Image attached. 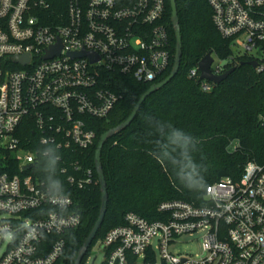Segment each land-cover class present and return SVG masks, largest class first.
Returning a JSON list of instances; mask_svg holds the SVG:
<instances>
[{
  "label": "built area",
  "instance_id": "built-area-1",
  "mask_svg": "<svg viewBox=\"0 0 264 264\" xmlns=\"http://www.w3.org/2000/svg\"><path fill=\"white\" fill-rule=\"evenodd\" d=\"M207 3L219 35L262 71L264 0ZM164 12V0H0V264H56L81 216L36 167L51 157L70 187L94 182L74 156L95 140L88 120L107 116L119 100L100 86L102 74L153 84L170 63ZM225 63L212 62L211 72L221 75ZM188 74L202 91L215 85L199 79L197 65ZM240 175L207 184L201 204L159 203L157 220L126 212L123 225L101 239L104 263L155 259L158 250L160 264H264V163L248 161ZM194 232H203L201 256L169 252Z\"/></svg>",
  "mask_w": 264,
  "mask_h": 264
},
{
  "label": "trees",
  "instance_id": "trees-1",
  "mask_svg": "<svg viewBox=\"0 0 264 264\" xmlns=\"http://www.w3.org/2000/svg\"><path fill=\"white\" fill-rule=\"evenodd\" d=\"M175 3L182 40L179 69L170 82L146 97L125 129L104 143L101 162L108 202L103 223L90 246L103 239L109 228L123 225L128 211L147 220L160 219L163 214L157 209L159 203L180 199L201 204L207 184L224 177L239 180L248 161L264 163V67L257 72L248 57L240 56L225 65L224 71L234 69L221 83L202 91L189 70L207 52L220 60L230 58V39L217 32L207 0ZM164 7L162 21L167 27L170 63L155 82L168 76L174 60L169 0H164ZM262 47L264 52V44ZM102 75L100 86L120 94L119 100L107 116L88 120L95 140L74 156L92 169L94 182L83 190L70 187L51 157L41 159L36 167L53 193L73 198L74 209L81 216L80 224L65 233L64 250L56 264H73L99 214L101 196L93 162L99 136L123 121L151 85L118 72ZM153 259L151 253L145 258Z\"/></svg>",
  "mask_w": 264,
  "mask_h": 264
},
{
  "label": "water",
  "instance_id": "water-1",
  "mask_svg": "<svg viewBox=\"0 0 264 264\" xmlns=\"http://www.w3.org/2000/svg\"><path fill=\"white\" fill-rule=\"evenodd\" d=\"M169 6L171 7V24L173 27V32H174V40H175V49H174V54H173V64L170 69V72L167 77L164 79L154 82L151 84L137 99V102L134 104L133 108L131 109V113L119 124L105 130L98 138L97 141V146L94 152V166H95V172H96V177L98 179L99 183V191H100V196H101V202L98 210V216L93 223V225L90 228L89 234L86 236L82 244L80 245V248L74 258L73 264H80L82 258L85 256L87 251L89 250V246L92 242V240L95 238L97 232L99 231L98 229L100 228L101 224L103 223V220L105 218V211L107 207V202H108V196H107V186H106V179H104V173H103V168H102V162H101V151L104 147V143L106 142L107 139L117 135L125 129L135 118L137 115L138 109L142 102L146 99L147 96L153 93L156 89L161 88L162 86L166 85L170 80L176 75L179 66H180V61H181V53H182V40H181V34H180V23L178 19V12H177V6L175 3V0H169ZM60 49V45H57L53 47V49L50 51V53L47 56H50L53 52H57ZM84 52L78 53V55H82ZM91 55L90 53H88ZM257 55H260V47L257 50ZM27 58V57H26ZM15 60H20L23 59V57L16 56L14 57ZM214 58L211 55V52H207L203 58L198 62L197 68L200 74V80H208L213 82L215 85L221 83L229 74L230 72L234 69V67H231L221 73V75H214L211 72V64L213 62ZM249 65L255 69V67L258 64L257 60H251L248 62Z\"/></svg>",
  "mask_w": 264,
  "mask_h": 264
},
{
  "label": "rangeland",
  "instance_id": "rangeland-1",
  "mask_svg": "<svg viewBox=\"0 0 264 264\" xmlns=\"http://www.w3.org/2000/svg\"><path fill=\"white\" fill-rule=\"evenodd\" d=\"M231 50V60H223L219 59L216 56H213V65H223L232 62L233 59H237L238 57L242 56L244 50L238 44H232L230 47ZM235 145V142L232 144V147ZM202 236L203 232H194L191 235L185 234L179 236L174 243L169 247V252L172 254H186L190 257L197 258L203 254V247H202ZM155 241H153V245ZM105 260V248L101 243V240L98 239L95 241L89 249L88 255L83 261L82 264H102ZM160 257L158 250H155V259L153 262L146 261L144 257H136L133 259L130 264H160Z\"/></svg>",
  "mask_w": 264,
  "mask_h": 264
}]
</instances>
